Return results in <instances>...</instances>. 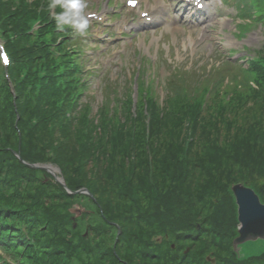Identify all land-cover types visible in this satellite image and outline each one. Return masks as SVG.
Returning a JSON list of instances; mask_svg holds the SVG:
<instances>
[{
	"label": "trees",
	"instance_id": "1",
	"mask_svg": "<svg viewBox=\"0 0 264 264\" xmlns=\"http://www.w3.org/2000/svg\"><path fill=\"white\" fill-rule=\"evenodd\" d=\"M246 2V16L264 20V0ZM49 3L0 0L14 88L0 62V245L21 264H68L66 256L77 264L263 263L264 252L238 258L233 250L230 187L243 182L264 202V47L237 68L224 59L219 85L192 97L183 79H169L161 104L139 80L136 103L132 91L115 94L120 106L105 104L97 116L80 103L79 50ZM35 19L43 25L30 34ZM57 38L55 57L46 40ZM22 159L56 164L73 191ZM76 200L87 210L75 227L68 207Z\"/></svg>",
	"mask_w": 264,
	"mask_h": 264
},
{
	"label": "rangeland",
	"instance_id": "2",
	"mask_svg": "<svg viewBox=\"0 0 264 264\" xmlns=\"http://www.w3.org/2000/svg\"><path fill=\"white\" fill-rule=\"evenodd\" d=\"M142 1L145 3L143 10L149 3L154 5L156 2ZM164 1V8L158 12L159 18L147 22L140 10L127 7L125 0H86L85 15L90 29L84 35L76 34L71 42L81 47L85 54L82 67L86 71L81 76L84 87L80 103L88 102L93 115L98 116L105 104L119 107L112 100L115 94L121 100L131 91L136 96L133 90L136 74L137 81L153 86L157 100L163 104L166 94L171 93L167 90L169 79L178 84L183 79L184 92L192 97L204 84L212 83L210 81L219 78L216 82L219 85V76L228 73L227 67L223 66L224 56L231 62L238 59L242 63L245 61L242 56L264 45V23L253 22L251 29L242 31L238 5L233 0L224 5L219 3L220 0H213L211 8L204 13L192 11L181 0ZM92 12L97 13L98 18L89 17ZM127 25L132 28L122 35L120 31ZM247 46L252 49H245ZM232 48L235 51L232 52ZM235 72L236 69L231 70L230 75ZM206 92V96H210L214 89ZM48 165L59 173L55 165ZM82 202L76 200L69 207L74 203L83 205ZM79 217L81 215L73 220L75 227ZM89 222L94 224L91 219ZM88 223L86 227L81 225L84 235L88 234ZM242 252L246 256L264 252V240L245 242Z\"/></svg>",
	"mask_w": 264,
	"mask_h": 264
},
{
	"label": "water",
	"instance_id": "3",
	"mask_svg": "<svg viewBox=\"0 0 264 264\" xmlns=\"http://www.w3.org/2000/svg\"><path fill=\"white\" fill-rule=\"evenodd\" d=\"M31 165L49 170V167L46 165ZM54 175L57 178V175ZM230 190L235 199L238 221L236 235L233 238V248L237 257L243 258L246 255L242 252V244L252 240H264V202L261 200L258 192L252 186H248L245 183L236 182L230 187ZM80 191L87 190L81 189ZM82 210L78 205L71 208V211L77 215L81 214ZM208 258L210 257L208 256Z\"/></svg>",
	"mask_w": 264,
	"mask_h": 264
},
{
	"label": "clouds",
	"instance_id": "4",
	"mask_svg": "<svg viewBox=\"0 0 264 264\" xmlns=\"http://www.w3.org/2000/svg\"><path fill=\"white\" fill-rule=\"evenodd\" d=\"M48 7H59L60 11L54 14L58 29L70 27L78 35H84L89 28V19L85 15L86 0H50Z\"/></svg>",
	"mask_w": 264,
	"mask_h": 264
},
{
	"label": "bare ground",
	"instance_id": "5",
	"mask_svg": "<svg viewBox=\"0 0 264 264\" xmlns=\"http://www.w3.org/2000/svg\"><path fill=\"white\" fill-rule=\"evenodd\" d=\"M157 2H158V3H161V2H162V0H157ZM156 10H157V5H155V8H154V11H156ZM25 225H26V224H25ZM25 225H24V224H22V225H21V227H24Z\"/></svg>",
	"mask_w": 264,
	"mask_h": 264
},
{
	"label": "snow or ice",
	"instance_id": "6",
	"mask_svg": "<svg viewBox=\"0 0 264 264\" xmlns=\"http://www.w3.org/2000/svg\"><path fill=\"white\" fill-rule=\"evenodd\" d=\"M130 2L134 3V2H135V0H130ZM5 62H7V59H6V57H5Z\"/></svg>",
	"mask_w": 264,
	"mask_h": 264
}]
</instances>
